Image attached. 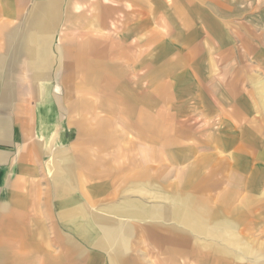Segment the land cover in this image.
<instances>
[{"label": "crops", "instance_id": "1", "mask_svg": "<svg viewBox=\"0 0 264 264\" xmlns=\"http://www.w3.org/2000/svg\"><path fill=\"white\" fill-rule=\"evenodd\" d=\"M253 2L0 0V264L237 259L212 240L252 237L264 173Z\"/></svg>", "mask_w": 264, "mask_h": 264}, {"label": "rangeland", "instance_id": "2", "mask_svg": "<svg viewBox=\"0 0 264 264\" xmlns=\"http://www.w3.org/2000/svg\"><path fill=\"white\" fill-rule=\"evenodd\" d=\"M253 5H255L256 9L251 13H263L264 15V0H254ZM248 15H250V13ZM262 21L264 22V18ZM260 33H262V39H264V29L260 30ZM55 128L56 126H53L48 132H55ZM62 132L63 126L59 128V133L61 134ZM255 180V184L260 186V194L259 196H256L254 206L248 208L247 215L242 219V222H240L241 224H244V227L248 226L247 232L249 233L250 231L252 237L247 236L241 238V236L235 232V226L237 225H234L235 223L231 222L230 224H226L225 228L229 229L227 232H230V235H233V237H226L223 240H212L214 245H220V243L229 244L228 247L230 249H228V251L237 257L236 260L231 259V264H264V173L256 174ZM236 223H238V220ZM250 226H252L251 229H249ZM204 240L210 239H201V241L206 243Z\"/></svg>", "mask_w": 264, "mask_h": 264}]
</instances>
